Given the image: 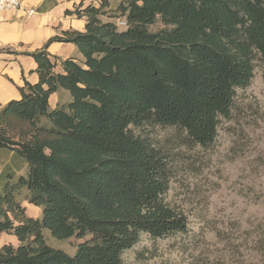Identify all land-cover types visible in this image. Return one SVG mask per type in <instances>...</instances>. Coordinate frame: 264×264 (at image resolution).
I'll use <instances>...</instances> for the list:
<instances>
[{
    "label": "trees",
    "instance_id": "1",
    "mask_svg": "<svg viewBox=\"0 0 264 264\" xmlns=\"http://www.w3.org/2000/svg\"><path fill=\"white\" fill-rule=\"evenodd\" d=\"M75 13L84 30L22 53L38 81L0 104V235L14 240L0 264H127L142 234L186 232V215L164 198L172 155L135 130L175 127L207 148L256 61L264 78V0H98ZM157 20L163 28L151 31ZM53 41L79 56L50 55ZM59 90L70 99L52 108ZM44 231L89 238L70 255Z\"/></svg>",
    "mask_w": 264,
    "mask_h": 264
},
{
    "label": "rangeland",
    "instance_id": "2",
    "mask_svg": "<svg viewBox=\"0 0 264 264\" xmlns=\"http://www.w3.org/2000/svg\"><path fill=\"white\" fill-rule=\"evenodd\" d=\"M162 28L157 20L149 29ZM68 97L59 94L58 103ZM135 132L172 155L173 175L164 198L186 215L188 226L164 238L142 234L122 255L124 263L264 264V78L259 62L250 84L236 88L231 114L220 118L211 146L190 145L175 127L145 126ZM22 204L28 216H41V208ZM44 235L49 245L70 255L89 238ZM13 241L0 235V246Z\"/></svg>",
    "mask_w": 264,
    "mask_h": 264
},
{
    "label": "crops",
    "instance_id": "3",
    "mask_svg": "<svg viewBox=\"0 0 264 264\" xmlns=\"http://www.w3.org/2000/svg\"><path fill=\"white\" fill-rule=\"evenodd\" d=\"M20 2L18 8L4 10L0 15L2 105L20 97L19 88L25 82L33 84L38 81L34 59L22 53L42 48L50 38L60 36L63 31H83L85 18L78 17L75 10L83 9L91 3L97 4L98 0H20ZM30 10H33L32 14H28ZM47 51L61 59L79 56L76 46L68 42L53 41L48 44ZM56 71H61L59 65ZM59 94L68 95L64 90L51 94L49 103L52 106L54 102L52 108L57 105Z\"/></svg>",
    "mask_w": 264,
    "mask_h": 264
},
{
    "label": "built area",
    "instance_id": "4",
    "mask_svg": "<svg viewBox=\"0 0 264 264\" xmlns=\"http://www.w3.org/2000/svg\"><path fill=\"white\" fill-rule=\"evenodd\" d=\"M20 0H0V15L4 10L15 9L20 6ZM33 10L28 11V14H32ZM119 26L125 27L124 21H118Z\"/></svg>",
    "mask_w": 264,
    "mask_h": 264
}]
</instances>
